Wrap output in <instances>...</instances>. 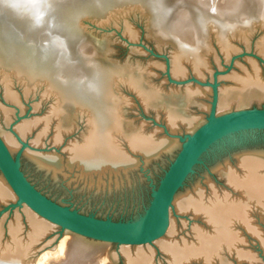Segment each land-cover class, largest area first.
Listing matches in <instances>:
<instances>
[{
  "label": "bare ground",
  "instance_id": "6f19581e",
  "mask_svg": "<svg viewBox=\"0 0 264 264\" xmlns=\"http://www.w3.org/2000/svg\"><path fill=\"white\" fill-rule=\"evenodd\" d=\"M129 4L152 15L157 29L162 33L156 30L158 37L167 38L173 34L177 49L170 74L174 81L184 80L188 73L196 78L193 82L198 87L190 85L184 90L189 100L209 97L210 94L213 98L212 86L200 82L209 71L207 54L212 46L219 50L223 59H227L236 50L233 42L237 37H242L254 23L264 25V0H0V67L12 71L11 74L17 79L39 86L42 96L51 100V108L45 116L21 119L8 133L0 136L20 172L24 168L25 171L26 168L32 169L39 177L41 175L53 182L59 178L64 181L67 174L72 173V177L84 181L89 189L101 188L102 191L106 187L108 193L111 189L116 190L121 182H131L133 178L128 180L130 174L146 172V166L148 172L152 173V170L161 169L164 161L169 165L182 145L180 139L192 134L205 122L200 116L185 117L168 107L164 114L163 129L166 133L160 139L154 135V131L145 133L143 127L130 132V135L125 133L121 110L128 99L120 95L117 97L115 90L123 87L129 89L144 106L156 99L160 90L153 86L149 90L143 89L145 79L142 72L148 69H143L138 75L127 71L125 75L120 70L103 67L94 58L88 57L87 52L81 51L83 39L80 29L86 16L105 18L113 8ZM171 20L192 25L195 29L193 42L185 43L186 39L172 30ZM128 29V36L134 38L135 33ZM208 32L213 37L212 44L211 40L207 41ZM260 46L264 49V38ZM259 53L263 55L264 51ZM245 60L246 65L239 67V74L230 75L232 87L224 90L223 96L221 91L219 94L215 89L218 98L216 115L226 113L240 103L246 90L264 92V74L258 63L252 58ZM1 78L5 102L0 105V120L7 124L12 120L13 110L20 108L23 100L10 88L11 75L2 74ZM27 85L24 84V100L31 92ZM203 86L206 88L202 89ZM210 106V102L204 104L203 109L209 111ZM71 111L83 120L85 133L79 143L71 142L63 149L65 154H62L59 145L62 142L63 117ZM250 130L228 133L202 151L170 201L164 235L144 245L116 244V252L125 264H156V252L165 255L168 264H187L194 260L199 264H215L221 254L219 251L226 247L239 264H249L257 258L256 253L254 255L248 249H242V244L251 237L257 239L258 251L264 254V239L258 227L264 228V151L254 149L250 153H241L237 158L239 172L233 170L228 161L223 163L226 182L238 191L236 198H230L227 193L220 197L208 183L205 185L206 191L197 183L188 185L200 157L212 145L229 135ZM47 136L54 145L53 152L42 149ZM132 169L137 171L132 173ZM24 173L27 174V171ZM23 174L24 180L34 189L27 180L29 176ZM107 178H110L108 182ZM37 190L41 197L52 201ZM15 200L16 195L0 172L1 204L8 205ZM152 205L153 200L144 216L141 215V222L150 218ZM59 208L74 215L82 209L74 206ZM9 211L12 213L9 220L4 216L6 211H1L0 215V264H101L100 256L79 246L76 257L70 259L66 258V252L64 257L45 252L38 259L35 258L37 248L47 243L48 235L53 234L57 225L25 204ZM187 214H201L205 220L203 229L192 226L191 243L185 239L178 241L174 237L176 217L183 218Z\"/></svg>",
  "mask_w": 264,
  "mask_h": 264
},
{
  "label": "rangeland",
  "instance_id": "374dc122",
  "mask_svg": "<svg viewBox=\"0 0 264 264\" xmlns=\"http://www.w3.org/2000/svg\"><path fill=\"white\" fill-rule=\"evenodd\" d=\"M84 21L81 25L83 28L80 27L83 39L81 44V49L83 48V50L81 51L87 52L88 57L91 56V58H94L103 67L107 66L114 70H120L125 75L128 74V72L138 75V72L143 71V69H148L147 72H142L145 79L142 82L143 89L149 90L151 86H153L160 90L159 96L152 100L147 106H144L134 92L129 89L123 87L122 89L119 88V91L115 90V94L118 93L116 94L117 97L121 96L126 100L128 99V102L122 105L123 109L121 110V121L123 122V128L128 132H125L127 135L143 127L142 130H144L145 133L151 134L154 131V135L160 139L166 133L165 129H163L164 114L168 107L177 111L182 116L196 115L205 120L208 111H205L203 106L204 104L208 105L209 102L211 103L212 94H210L209 97H193L189 100L185 97L184 90L190 87V85L198 87L193 82L195 77L191 73H188L187 77L182 80L183 82L180 80H172L170 74L172 69L171 62L176 53L177 44L173 39V34L167 38L158 37L156 30L160 34L162 33L158 30L159 28L157 29L151 14L143 9H139L137 6L135 7V5L129 4V6L120 5L113 8L108 17L104 18V16L97 17L91 15L86 16ZM171 22H173L171 23L173 24L172 30L179 32L180 35L186 39L185 43L193 42L195 38V29L192 25H183L173 20H171ZM126 27L135 33L134 38L128 36ZM241 36L242 37H237L234 40L233 47L236 50L227 59H223V56L220 55L219 50L217 51L215 46H212L213 48H211L210 52L207 54L209 71L200 82H203L204 85H207L206 83L214 84L219 94L221 91V96L224 95V90L228 91L232 87V82L229 77L232 74H239V67L246 65L245 59L252 58L256 60L260 67L259 69L264 74V53L263 55L259 53L261 50L264 51L260 46L264 38V25L254 23L253 27L248 28ZM212 39L213 37L211 38L208 32L207 41L209 42V40H211L212 42L210 43L212 44L214 43ZM11 72L12 71L0 67V73L11 75L10 88L20 95L21 101L23 100V102L20 108L17 107V109L13 110L12 120L9 123L5 124L0 120V122L2 121L0 123V136L4 133H8L13 125L21 121V119L29 120L32 117L40 118L41 116H45L51 108V100L48 97L42 96L43 93L39 86L36 87L33 83L29 84L26 81L17 79ZM2 74H0V105L5 102L3 94L4 87L1 78ZM125 75L123 77H126ZM24 84H28L27 88L31 90L25 97V100L23 98ZM203 87L202 89L206 88V86ZM248 91L249 90H246L243 93V100L234 105L230 111L264 108V92L253 90L254 92L251 91V93ZM62 128V142L59 147L61 153L65 154L63 149H65L68 144L71 142L79 143L81 141L85 133V124L81 117H77L76 112L71 111L64 115ZM262 132L264 131L250 130V132L235 133L212 145L211 148L200 157V162L198 161L195 170H193L192 181L189 180L188 185L192 186L194 183H197L203 188V191H206L207 188L205 185L208 183L213 186L220 197H223V195L227 193V196L230 198H236L238 191L226 182L223 163L228 161L229 163H227L231 168L239 172L237 158L240 155L243 153H250L254 151V149L255 151H264V133ZM183 133H185V131ZM183 133L180 134L183 135ZM46 138L44 139L46 143L43 141L44 146H42V149L53 152L54 145L49 142V137L47 140ZM124 143L125 141L123 142V146H125ZM165 162L166 161L163 162L164 166L166 165L168 167V162ZM164 166L161 169L157 168L156 171L152 170V173L148 172V166H146V169L143 168L146 172L141 171L137 175L133 173L136 169H132L134 176L130 174L132 177L130 176L128 180L132 178L133 180H131V182L129 181L130 184L125 183L126 181L123 183L121 182V185H119L116 190L111 189V191H115H113L114 194H112L113 192L111 191L107 193L106 187L103 188L106 189L105 191L103 189L101 191V188L98 190H94L93 188L89 189L86 187L84 181L72 177V173H68L67 175L69 177L67 176L64 181L59 178L53 182L49 181V178L47 180L41 175L39 177L32 169L26 168L27 174H23V172H26L25 168L23 171L21 170V172L25 177L26 175L29 176L27 180L34 186L35 190L38 189L37 191H41V195H45V198L50 201L52 200L51 202L58 206L82 208L80 209L82 212L78 211V214L86 217L92 216L99 221L113 224H128L144 216L146 209H148L150 205L152 189L158 184L160 178L167 169V167ZM110 176L111 175H109V177ZM109 179L110 178H107V182ZM111 179L114 178L111 177ZM5 206L6 203L1 204L0 202V215ZM9 213L10 211H6L4 215L8 220L12 216V213ZM183 218L176 217L175 219V222H177V230L174 237L178 241L185 239L186 242L191 243L193 241L192 226H201L200 228L203 229L205 220L201 214L197 216L187 214L186 217ZM183 221L185 222L184 225H182ZM254 222H256V220H254ZM258 227L260 231L262 230L261 235L264 239V228ZM56 228L53 234L51 233L48 235L47 243L48 241L49 243H46L47 245L45 244L44 246L42 245V248L45 247V249L41 250V247L37 248L35 258L38 259L45 252L54 256L58 253L57 257H64V253L66 252V258L70 259L76 257V254H78L76 248L79 246L86 248L89 252H92L93 255L100 256L101 264H125L123 258L116 252V244L85 238L66 230L61 233L60 228L58 226ZM252 239L251 237V240H245V243L242 244V249L244 247L245 250L248 249L252 254L255 255L256 253L255 257L257 258L253 263L249 264H264V254L258 251L257 239ZM227 251L229 252L227 247L219 251L221 254L219 255L218 262L215 264H239L235 261V256ZM54 256L52 258H54ZM165 258V255L156 252V264H168V260ZM191 262L187 264H199L195 260ZM242 264L248 263L242 262Z\"/></svg>",
  "mask_w": 264,
  "mask_h": 264
},
{
  "label": "water",
  "instance_id": "95a60500",
  "mask_svg": "<svg viewBox=\"0 0 264 264\" xmlns=\"http://www.w3.org/2000/svg\"><path fill=\"white\" fill-rule=\"evenodd\" d=\"M80 34L82 36L81 30ZM206 84L212 86L214 94L205 122L192 134L184 135L180 139L182 143L180 149L163 173L156 190H154L155 187L152 189V212L146 222H141L142 219L139 217L140 220L136 219L132 223L113 224L93 217L74 215L62 210V207L53 205L27 184L19 171L17 162H14L0 139V172L16 195V200L3 207L2 211L19 208L25 204L39 216L57 225L62 231L66 230L78 236L112 244L144 245L162 237L168 226L170 201L202 151L214 140L228 133L248 129L264 130V108L241 109L216 115L218 99L216 86Z\"/></svg>",
  "mask_w": 264,
  "mask_h": 264
}]
</instances>
